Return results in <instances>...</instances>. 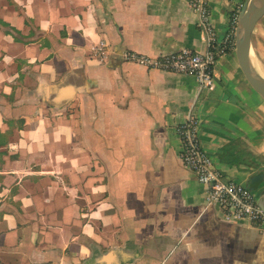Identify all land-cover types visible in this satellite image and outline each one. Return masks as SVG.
Returning a JSON list of instances; mask_svg holds the SVG:
<instances>
[{
	"label": "crops",
	"instance_id": "crops-1",
	"mask_svg": "<svg viewBox=\"0 0 264 264\" xmlns=\"http://www.w3.org/2000/svg\"><path fill=\"white\" fill-rule=\"evenodd\" d=\"M206 2L222 40L246 0ZM180 50H208L187 0H0V262L264 264V228L205 201L177 134L195 115L213 167L264 198V99L235 48L209 87L126 58ZM249 57L264 78V15Z\"/></svg>",
	"mask_w": 264,
	"mask_h": 264
},
{
	"label": "built area",
	"instance_id": "built-area-1",
	"mask_svg": "<svg viewBox=\"0 0 264 264\" xmlns=\"http://www.w3.org/2000/svg\"><path fill=\"white\" fill-rule=\"evenodd\" d=\"M187 1L197 17L198 27L205 32L208 45L206 52L180 50L154 57L128 52L126 58L148 69L192 75L199 86L209 87L215 79L217 58L235 48V26L239 13L231 17L232 31L222 40H217L206 0ZM198 123L199 119L195 115L189 116L177 126V134L181 142L180 160L196 180L206 186L205 201L216 205L226 221L243 220L253 227L264 228V212L258 205L256 192L245 184L226 179L213 167L210 156L201 146Z\"/></svg>",
	"mask_w": 264,
	"mask_h": 264
},
{
	"label": "water",
	"instance_id": "water-1",
	"mask_svg": "<svg viewBox=\"0 0 264 264\" xmlns=\"http://www.w3.org/2000/svg\"><path fill=\"white\" fill-rule=\"evenodd\" d=\"M264 15V0H246L238 14L235 26V55L238 65L250 86L264 99V78L259 75L250 63V37L255 24ZM262 175H257L251 184L259 182ZM251 190L254 187H249ZM264 194V191L262 192ZM264 212V198L258 200Z\"/></svg>",
	"mask_w": 264,
	"mask_h": 264
}]
</instances>
